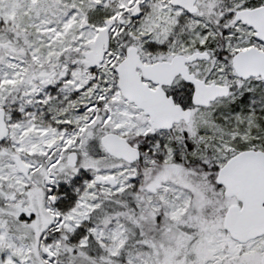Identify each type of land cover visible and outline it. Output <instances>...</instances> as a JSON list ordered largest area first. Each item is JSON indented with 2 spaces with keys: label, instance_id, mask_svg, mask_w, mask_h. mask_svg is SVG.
I'll return each instance as SVG.
<instances>
[{
  "label": "snow or ice",
  "instance_id": "obj_1",
  "mask_svg": "<svg viewBox=\"0 0 264 264\" xmlns=\"http://www.w3.org/2000/svg\"><path fill=\"white\" fill-rule=\"evenodd\" d=\"M0 264H264V0H0Z\"/></svg>",
  "mask_w": 264,
  "mask_h": 264
}]
</instances>
